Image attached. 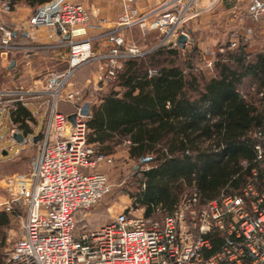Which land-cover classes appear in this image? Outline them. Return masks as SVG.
<instances>
[{"label": "built area", "instance_id": "1", "mask_svg": "<svg viewBox=\"0 0 264 264\" xmlns=\"http://www.w3.org/2000/svg\"><path fill=\"white\" fill-rule=\"evenodd\" d=\"M121 2L122 12L107 36L109 46L101 52H94L87 41L76 40L88 28L87 11L81 4L50 0L37 6L28 20L31 29L54 28L73 40L67 68L47 73L40 91L34 87L0 91V110L11 127L10 136L16 132L10 119L16 103L37 100L38 113L46 110L39 141L33 144L30 134L22 135L25 146L38 148L29 171L1 181L0 211L23 213L22 233L5 264H245L241 260L245 252L251 256L249 264H264V191L250 183L241 195L210 201L199 212L192 194L160 221L125 211L98 228L76 231L77 217L88 213L109 191L105 175L96 168L111 159L87 145L85 118L79 115L81 94L76 89L64 94L67 83L80 69L94 65L92 80L86 83L100 90L116 78L125 60L145 55L114 36L116 31L138 27L158 32L163 37L155 49H175L179 36L189 42L186 24L202 12L197 0H187L178 11L165 10L153 19L132 9V0ZM7 5L8 1L1 3L3 10ZM263 14L264 0H250L246 16L256 22ZM10 41L11 34L3 31L0 48L4 52ZM3 99L14 101L2 103ZM59 103H68L73 111L61 112ZM70 114H75L74 125L67 120ZM256 138L255 158L264 162L263 136L258 133ZM252 175L256 176L254 169ZM213 230L224 233V244L207 258L210 244L205 236Z\"/></svg>", "mask_w": 264, "mask_h": 264}, {"label": "trees", "instance_id": "2", "mask_svg": "<svg viewBox=\"0 0 264 264\" xmlns=\"http://www.w3.org/2000/svg\"><path fill=\"white\" fill-rule=\"evenodd\" d=\"M49 1L8 0L7 8L23 2L35 10ZM220 50L210 71L193 64L192 55H201L196 46L185 58L180 49L157 48L125 60L84 120L87 145L107 157L123 149L137 163L139 179L129 197L144 218L160 221L192 194L199 212L210 201L241 195L249 183L264 191V162L253 149L258 133L264 142V47L251 52L241 43ZM10 119L23 134L35 125L19 103ZM8 224V214L0 212V247ZM224 237L218 230L205 236V257L221 250ZM241 260L249 264L251 256L245 252Z\"/></svg>", "mask_w": 264, "mask_h": 264}, {"label": "rangeland", "instance_id": "3", "mask_svg": "<svg viewBox=\"0 0 264 264\" xmlns=\"http://www.w3.org/2000/svg\"><path fill=\"white\" fill-rule=\"evenodd\" d=\"M249 1L235 0L229 4L227 0V4L230 5L228 7L220 2V0H213L211 9L208 8V11H202L197 17L187 23V27L192 30L191 39L188 48L184 49L183 53H181V57L185 58L186 53L196 46L201 55L198 58L196 55H192L193 64L203 71H210L215 54L223 52L220 50L221 45H226L229 50H233L241 43H246L248 45V51L251 52L263 48L264 14L256 22H251L246 16ZM207 2L205 6H201L206 7L209 5L210 0ZM143 33L137 30L128 33V40L131 41L129 43L134 44L139 50L141 49V52L143 51L142 49L147 51L156 46L162 39L161 37H163L158 32L151 34H147V32ZM10 49L7 52H11ZM0 51L2 52L3 49L0 48ZM4 59L2 60L0 57V91L3 89L15 91L19 89V86H17L18 83L12 79L11 74L7 71L9 59L7 60L6 58L5 61ZM40 64L42 63L39 62L36 65ZM94 70V65L87 66L81 71L79 70L69 80L64 89V94L73 89L78 90L81 94V103H88L90 109L92 105L98 104L100 99L99 91L103 87L101 86L100 90H97L98 88L94 89L92 85L86 83V80H92ZM45 76L46 74H38L37 77H33V82L36 83L35 85L38 91L44 86ZM26 84L25 81H22V88H25L24 85ZM58 106L59 110L66 114L73 111V108L68 103H59ZM29 109L37 121L34 127V134L36 135L42 131L44 119L42 117L39 118L32 107H29ZM44 113H46V110ZM3 117L4 111L0 110V123ZM6 124L0 129V194L2 192L1 181L9 176L27 173L30 169L31 162L38 152V148H31V144L27 146L14 144L12 138H8L11 127L8 125V122ZM13 128L15 127L13 126ZM2 150H7L6 156L1 154ZM110 159V163H102L96 168V172L105 175L109 185V191L88 213L77 217L76 231L78 233L84 227L89 229L98 228L125 211H131L134 216H143V209H135L129 197L130 193L135 192L137 187L136 183L139 179V175L136 173L138 169L137 163L130 161L123 149H119ZM8 217L9 224L1 232L4 242L0 247V258L5 261L8 258L14 241L22 233L23 213L15 212V214H8Z\"/></svg>", "mask_w": 264, "mask_h": 264}, {"label": "crops", "instance_id": "4", "mask_svg": "<svg viewBox=\"0 0 264 264\" xmlns=\"http://www.w3.org/2000/svg\"><path fill=\"white\" fill-rule=\"evenodd\" d=\"M5 1L8 0H0V42L3 35V31H8L11 34V52L0 51V57L2 58V60L4 59V57L5 59L7 58V60L9 59L7 71L9 74H11L12 79H14V81L18 83L17 86H19V89L26 90L31 89L33 87L37 88V86L35 85L36 83L33 82V77H37L38 74L62 72L67 68V63L69 59V41H72L73 39L68 35L60 34L54 28L41 27L38 29H31L29 27L28 20L33 14L34 10L23 2L17 4L14 10L11 12L8 9L3 10V8L1 7V3ZM71 1L83 5V7L87 11L86 21L88 28L86 30V34L81 38H77L76 40L87 41L94 52L104 51L109 46L107 36L114 31L113 29L115 26V22L122 12L121 0ZM207 1L208 0H197L196 6L203 12L204 10L208 11V8H212L211 3L213 0H210L209 5H207L206 7L201 6H205V4L208 3ZM234 1L235 0H228L229 4ZM186 2L187 0H181L180 2H177V0H132L131 5L132 9L137 11V13L143 15L149 14L154 19L165 10H171L175 12L178 11V9L183 7ZM220 2H222L228 7L230 6L229 4H227V0H220ZM251 22L254 21L251 20ZM135 30L141 31L142 33L144 32L140 28L135 27L130 30H118L114 33V36L122 38L126 43H129L131 41L128 40V33ZM151 33L154 32H147V34ZM191 33L192 30H190V39ZM189 42L184 43L183 49L180 50L184 51V49H187L189 46ZM142 50V52L146 54L152 50H155V46L147 51H144V49ZM39 62L42 64L36 65ZM12 64L13 66L10 69V66ZM82 69H80V71ZM22 81H25L27 83L26 85H24L25 88H22ZM2 91H10V89H3ZM48 102L49 101H47V104ZM21 105H23L29 111V107H32L38 117H42L45 121V108L43 109L42 113H38V111L36 110V106L38 105L37 100H29L27 103ZM31 114L35 119V125L32 126L31 133L26 134L31 135V142L33 143V137L37 135L34 134V127L36 126L37 121L34 114L32 112ZM5 124L6 121L2 120V122L0 123V129ZM15 131V133L26 135L17 129H15ZM12 136L13 135L10 136L8 133V138H12L14 144H23V142L19 144L13 139ZM31 148L34 147L31 146ZM3 153H5V155H3ZM1 154L3 156H6L7 150H2Z\"/></svg>", "mask_w": 264, "mask_h": 264}, {"label": "water", "instance_id": "5", "mask_svg": "<svg viewBox=\"0 0 264 264\" xmlns=\"http://www.w3.org/2000/svg\"><path fill=\"white\" fill-rule=\"evenodd\" d=\"M186 41L185 36H179L177 39V46L179 49H183L184 47V43ZM13 64L10 66V69L12 68ZM79 115L87 118L90 115V107L88 103H83L80 107V111H79ZM74 119H75V114H70L67 116V120L74 125ZM40 133H38L35 137H33V143H37L38 139H39ZM13 139L15 141H17L19 144L22 142V135L20 133H14L13 134ZM3 155H5V153H3Z\"/></svg>", "mask_w": 264, "mask_h": 264}]
</instances>
